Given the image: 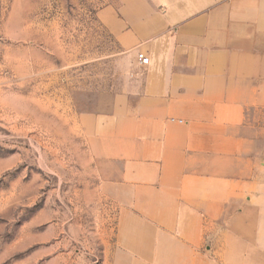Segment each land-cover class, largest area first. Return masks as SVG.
<instances>
[{
  "label": "crops",
  "instance_id": "1",
  "mask_svg": "<svg viewBox=\"0 0 264 264\" xmlns=\"http://www.w3.org/2000/svg\"><path fill=\"white\" fill-rule=\"evenodd\" d=\"M97 17L131 56L80 118L116 212L109 264H264V0H117Z\"/></svg>",
  "mask_w": 264,
  "mask_h": 264
},
{
  "label": "rangeland",
  "instance_id": "2",
  "mask_svg": "<svg viewBox=\"0 0 264 264\" xmlns=\"http://www.w3.org/2000/svg\"><path fill=\"white\" fill-rule=\"evenodd\" d=\"M117 0H0V264H109L116 212L80 118L121 89Z\"/></svg>",
  "mask_w": 264,
  "mask_h": 264
},
{
  "label": "built area",
  "instance_id": "3",
  "mask_svg": "<svg viewBox=\"0 0 264 264\" xmlns=\"http://www.w3.org/2000/svg\"><path fill=\"white\" fill-rule=\"evenodd\" d=\"M137 59L139 63L142 65H147L150 62L149 57L145 55L144 52H141V51L137 53Z\"/></svg>",
  "mask_w": 264,
  "mask_h": 264
}]
</instances>
